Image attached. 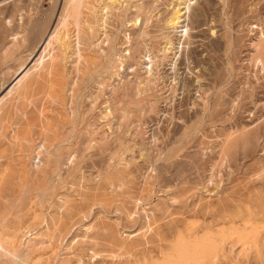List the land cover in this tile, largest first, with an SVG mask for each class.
Returning a JSON list of instances; mask_svg holds the SVG:
<instances>
[{
  "label": "rangeland",
  "instance_id": "374dc122",
  "mask_svg": "<svg viewBox=\"0 0 264 264\" xmlns=\"http://www.w3.org/2000/svg\"><path fill=\"white\" fill-rule=\"evenodd\" d=\"M140 1L129 0L108 22L117 51L137 42L145 47L126 65L129 78L116 95L111 90L121 75L87 44L84 53L95 64L76 72L75 56L68 58L53 80H44L46 89L53 81V96L38 89L13 107L14 95L7 99L0 179L13 178L18 189L45 136L48 145H61L60 165L70 167L62 177L47 172L29 182L34 204L13 239L29 241L30 255L26 261L3 256L4 264H133L131 252L142 264H264V0H192L180 24L189 25V37H181L182 27L171 33L165 59L161 51L171 31L165 21L176 0H145L146 33L128 42ZM63 4L0 0V98L39 57ZM102 39L100 33L91 41ZM149 58L157 61L152 82L133 97ZM28 118L35 122L25 133ZM83 133L94 134V146L85 145ZM76 148L82 154L65 162ZM1 180L5 197L11 185ZM249 217L255 231L243 241L235 228ZM215 241L221 253L211 250Z\"/></svg>",
  "mask_w": 264,
  "mask_h": 264
},
{
  "label": "bare ground",
  "instance_id": "6f19581e",
  "mask_svg": "<svg viewBox=\"0 0 264 264\" xmlns=\"http://www.w3.org/2000/svg\"><path fill=\"white\" fill-rule=\"evenodd\" d=\"M128 1L129 0H64L63 8L61 10V14L59 16L58 23H57L56 27L53 29V31H50V33L48 34V36L45 40V43H44V48H43L42 52L40 53L39 57L29 67L28 71H26L25 74L22 77H20V79H18L17 82L8 90V92L6 94H4L3 97L0 98V128H1V126L3 127L4 123L6 122L8 116H9L10 107L11 106L13 107V105L16 106V102L18 103V101L20 99L23 103V99L24 100L28 99L26 97H29L30 93L32 95L33 91L35 92V90L43 89V91H45L44 94H46L47 96H53L54 95L53 81L50 82L51 83V84H49L50 86L46 89L45 88L46 84L44 82H47V81H44V80L47 79V77H49V78L51 77V80H53L54 75L56 73H58V70L60 69L61 66H63L66 63V60L68 58L75 56V61H74L75 64L73 63V66L76 68V70H77L76 72H81L83 66H89L90 64H92V65L95 64V62H96L94 59L95 57L94 58L88 57L84 53V51H85L84 48L87 44H89L88 47L99 52L100 56L105 58L107 63H109L110 65L113 66V71H114V68L116 69V71H117L116 76L121 75L119 77L120 79L118 78L117 84L113 85L114 87L111 90V94L116 95L118 93V91L121 90L122 87H125L124 85H125V82L127 80L128 74H129L127 72L126 65L128 63H132L134 60H136V58H137L136 54L141 55L143 53L142 50L143 49L145 50V47L142 48L140 43H138L136 41L137 44L135 46H132V44H131L130 46H132V48H128V49L126 48V53H124L123 51H117V49H118L117 43H115L111 34L108 33V22H109L110 17H112L115 13H124V11L127 10ZM146 2H148V1H145V0L143 2L140 1V3H138L137 5L134 6V9L132 12H134L133 19L135 21V24H134L135 26L132 29V33H128V35L125 36L126 37L125 39H127L128 42H131L132 34L135 36L136 35L137 36H143L146 33L145 26L150 21V17H148V15H146V14L144 16H141V15H143V10L145 8H150L149 7L150 3L147 6ZM193 4H194V2L192 0H176V3L172 8L173 11H172L170 17L165 21V26L167 28H170L171 31L167 34V36H166L167 43L163 47V50L161 51L162 52L161 54L164 57L163 59L168 57L169 51L173 45V39H172L171 33H173V36H174L178 32V29L180 27H182L184 29L180 30V32H182L181 37H185V39H186V37H189L188 36V34L190 33L189 32L190 31L189 25L188 24L180 25V24L183 22L184 23L187 22V18L189 16L188 17H185V16L190 15L191 7ZM71 26H73V28H74L75 34L73 36L70 34V27ZM22 28H24V27H22ZM100 33H103V39L100 42L98 41V43H96L97 40L91 41L95 37L96 34H100ZM168 45H169V47H168ZM262 49H264V48H262ZM174 56L176 57V53ZM156 58H157V61H159L158 56H156ZM140 60H141V57H140ZM157 61L154 60L153 58H149L147 63L150 65L146 67V71H145L146 76H145V78H143V81L141 80V81L137 82V85H136V87H137L136 91L137 92H134L135 94H133L131 92L132 90L130 91L131 94L133 95V97H134V95L136 96V95H140L142 93H145L147 87L150 86V84L152 82L153 67L157 63ZM140 62H142V61H138L137 65L138 64L142 65V63H140ZM174 65H176V62L174 63ZM32 72L34 73L33 76L31 75ZM29 75L32 76V78H30L29 81H26V79L28 80L27 77H30ZM78 77H79V75H78ZM112 78H114V77H112ZM77 82H78V80L75 83L77 84ZM143 82H145L146 84H144ZM130 86H131V83H130ZM152 90H154V89H152ZM72 91H75V88H73ZM122 92H123V90H122ZM12 95H14V99L12 100L11 106H9L7 104V102H10V101H7V99ZM56 95H58V94H56ZM72 97L74 98V94H72ZM8 100H10V99H8ZM137 109H138V107H137ZM143 110H142V112H143ZM111 114H112V111L108 109V110H106L105 115H104L107 117L106 123H108V124L112 121V120H110ZM25 115H26V113H25ZM73 115H75L74 112H73ZM106 117H104V118H106ZM34 122L32 121V119H29V118H28V120L26 119L25 127L23 128L25 133H28L30 130L33 129L32 125L34 124ZM110 124L108 126H110ZM111 128H112V126H111ZM110 131H112V130H110ZM46 132H47V130H46ZM84 134L85 133H83V136H84L83 141H84L86 146H88V145L91 146L94 143H96V137L94 136V134L90 135L89 137L85 136ZM43 135H42V137H43ZM46 137L47 136H45V141L43 139L42 143L39 144V146L37 147V150H38L37 155L34 156L33 160H35L36 158H38V160L36 162H33V160H32L33 169L28 170L26 172L24 171L25 174L20 176L19 183H17L18 189L13 188L14 182L11 181V179H13V178H9L7 180L4 179L6 181V184L11 185V187H10L11 192H9V190H8L9 193H7V195H5V197L0 196V264H4L3 262H1V258L3 256L4 257L5 256L11 257V259H14L16 261H24L26 258H29L30 250H31L30 246L28 245L29 241H27L25 243V245L24 244L17 245L14 242L15 241L14 239L17 235L16 236L14 235L16 233L13 234V232H14L13 229L15 230V228H16V231H18V229L20 230V228H22V225H21V227L17 228L18 224L23 223L22 222V218H23L22 214H24L25 212H28V210L30 209L32 204H34V203H32L33 200H30L28 198L29 182L31 180L38 181L41 177H45L47 172H52V173L57 172L59 174V176L62 177V175H61L62 171L66 172V170H68L70 167L67 165L68 168L64 169L62 167L63 164L60 165V161L63 157L61 154V149H60L61 145H54L55 142L53 143L52 146L48 145V142H47L48 140ZM86 137H88V138H86ZM79 139H80V137H78V140ZM64 140H66V139H64ZM80 142H82V141H80ZM95 146H97V145H95ZM79 147H80V145L78 144V148ZM82 148H83V146L81 147V149ZM89 148H91V147H89ZM145 153H144V155H145ZM81 154H82V150L79 151V149L77 150V148H76V150L70 151L69 154L67 155V157L65 155V157H66L65 162H70V164H72L73 161L75 159H78L77 157H79ZM88 155H89V153H88ZM4 170H6V169H4ZM68 171H67V173H68ZM65 172H63V173H65ZM1 181H2V184H5V183H3L5 181H3V180H1ZM23 186H25V189L22 188ZM25 215H27V214H25ZM240 218H241V216H240ZM253 220L254 219L252 217L251 218L250 217L244 218L242 221L243 226H240L239 228H235L236 232L238 231L237 232L238 236H239L238 238L245 241L246 237L252 236L251 235L252 233L249 231H251V230L255 231V228L252 229V226L255 225V224L252 225ZM210 233H211V231L207 229L205 231V238L208 237L209 240H211V237L209 236ZM12 241H13V243H12ZM211 245H212V246H210L211 250L214 249L216 254H218V252H220V253L222 252L223 248L220 245V243L215 241V243H213ZM21 247H24V248L29 247V249L27 250V253H22ZM140 254H142V253H140ZM128 255L130 257V262H132L133 264H142V263H140L141 261L138 258V256H141V255L135 254L134 252H131ZM128 255H126V256H128ZM195 256L196 255H194V257ZM36 259L37 258L35 257V260ZM38 259L40 260L41 258H38ZM36 261H38V260H36ZM197 262H198V260H197ZM146 263H147V261H146ZM128 264H129V262H128ZM200 264H210V263H208V261L203 260V262H201Z\"/></svg>",
  "mask_w": 264,
  "mask_h": 264
}]
</instances>
